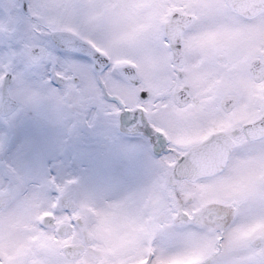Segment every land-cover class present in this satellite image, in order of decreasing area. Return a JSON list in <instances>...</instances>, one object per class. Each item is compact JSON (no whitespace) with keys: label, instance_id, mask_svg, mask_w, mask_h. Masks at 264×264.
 Returning <instances> with one entry per match:
<instances>
[{"label":"snow or ice","instance_id":"1","mask_svg":"<svg viewBox=\"0 0 264 264\" xmlns=\"http://www.w3.org/2000/svg\"><path fill=\"white\" fill-rule=\"evenodd\" d=\"M0 264H264V0H0Z\"/></svg>","mask_w":264,"mask_h":264}]
</instances>
